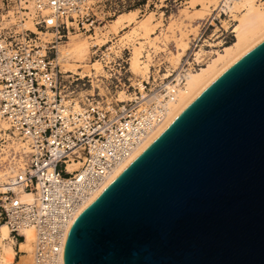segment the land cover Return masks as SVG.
Masks as SVG:
<instances>
[{
    "label": "water",
    "instance_id": "obj_1",
    "mask_svg": "<svg viewBox=\"0 0 264 264\" xmlns=\"http://www.w3.org/2000/svg\"><path fill=\"white\" fill-rule=\"evenodd\" d=\"M63 264H264V40L75 219Z\"/></svg>",
    "mask_w": 264,
    "mask_h": 264
},
{
    "label": "built area",
    "instance_id": "obj_2",
    "mask_svg": "<svg viewBox=\"0 0 264 264\" xmlns=\"http://www.w3.org/2000/svg\"><path fill=\"white\" fill-rule=\"evenodd\" d=\"M235 2L220 1L216 15L234 23ZM93 6L87 0H0V8L13 13V22L0 26V117L27 145V152L18 154L16 184L0 192V224L16 242L32 230L34 264H63L79 209L161 122L165 108L158 97L169 99L168 86L175 84L172 72L164 79L151 77L154 84L143 81V93L129 84L122 103L113 96L106 101L99 89L82 99L69 97L74 91L61 89L56 48L42 46L21 26L31 17L37 31L60 41L92 29ZM109 74L104 79L117 87L123 76ZM20 191L31 194V201H20Z\"/></svg>",
    "mask_w": 264,
    "mask_h": 264
},
{
    "label": "bare ground",
    "instance_id": "obj_3",
    "mask_svg": "<svg viewBox=\"0 0 264 264\" xmlns=\"http://www.w3.org/2000/svg\"><path fill=\"white\" fill-rule=\"evenodd\" d=\"M88 2L93 0H87ZM222 1V0H220ZM219 1V2H220ZM236 2L233 5V9L237 10V7H242V10L239 13V17L236 20L233 19V15L235 10L231 12L232 20L234 21L233 31V41L228 45H221L220 49L216 50L214 46H210L214 48V50L204 51L200 49L197 53H192V58L189 60V54L187 56L183 55L180 60L178 67L175 70L171 71L173 76L175 77V84L168 86L169 99H165L162 96H159V100H163V107L165 108V113H163V118L161 122L156 126V128L148 134L145 140L136 148V150L126 159L124 160L105 180L102 186L92 194L85 203L81 206L78 211V216L81 215L84 211H86L109 187L126 167L136 158L138 157L159 135L177 118L182 111L194 100L202 91H204L217 77H219L224 71H226L231 65H233L236 61H238L242 56H244L248 51L253 49L256 45L261 43L264 40V4L260 2L261 0H235ZM261 4H257V3ZM219 3L213 11H216ZM241 9V8H240ZM11 11V10H10ZM196 12H199L196 20L204 19L203 14L206 10L200 8L196 9ZM212 11V12H213ZM208 12V11H207ZM13 14L9 12V15ZM211 14V13H209ZM207 15V14H206ZM218 17V15H216ZM147 20L138 21L136 18L135 11H129L125 13H121L116 16V18L111 21L109 25H105L101 30L95 29L93 34L87 36L85 39L75 42L72 47L64 53V55L59 51L58 46L59 38H55L54 35L49 32H39L35 29L31 17L28 20H25L22 29L27 30L35 35L41 41L42 46H46V44L55 45L56 48V59L55 63L59 67V64L65 68L66 75H74L79 76L80 78H91L98 76L101 70L100 63L95 61L91 65V70L88 72L79 71L81 69L87 68L86 66H81L79 63L83 60L84 55L94 47H101L106 45L111 34L117 33L119 30L123 28H127L131 26L130 31L128 32V39H134L138 36L143 35L145 37H151L154 34V29H151L150 23V15L146 17ZM12 22V21H11ZM6 23H10L8 20ZM213 24V23H212ZM150 25V29L148 26ZM133 26V27H132ZM153 26V25H152ZM143 34V35H142ZM51 36V40L47 41V37ZM72 41L77 39L76 35L70 37ZM46 39V40H44ZM68 40V37L66 38ZM156 38H153V40ZM157 41V40H156ZM141 43V42H140ZM150 46L153 44H151ZM149 44V43H148ZM182 44V43H181ZM186 43L183 44L182 48H185ZM180 46V45H179ZM153 47V45H152ZM141 47H135V51L131 58V65L129 64L131 72L137 76L145 79L144 81L151 82V77L154 79H164L169 74H159V70L155 71L153 74H149V68L151 65L148 63H143L140 61V50ZM187 51L190 50V47L187 46ZM90 52V51H89ZM179 52V51H178ZM195 54V55H194ZM67 58V61L65 59ZM195 57V58H194ZM204 57V59L202 58ZM149 56L147 57L148 60ZM194 59V63L193 62ZM201 59V60H200ZM66 61V62H65ZM150 61V60H149ZM147 62V61H146ZM115 66H112L114 68ZM166 71V70H165ZM110 72V71H108ZM113 72V71H111ZM167 72V71H166ZM59 73L62 74L61 69L59 68ZM147 74L149 75L147 77ZM152 75V76H151ZM110 76V75H109ZM70 77V76H67ZM147 77V78H146ZM78 81V79H75ZM143 81H137L135 86L142 92L143 90ZM153 84L155 81H152ZM151 82V83H152ZM132 85V84H131ZM124 94V93H120ZM124 96V95H123ZM120 98V97H119ZM107 100V99H106ZM119 99L118 102H123ZM1 133L0 137H5L6 141H11V144L15 147V154H19L21 152H27V145L23 142L22 139L18 138L17 134L14 133L8 134L9 127L8 125L1 119ZM14 136V137H12ZM13 142V143H12ZM18 164L15 163L14 169ZM78 164L72 166V169H76ZM13 174L11 175L10 173ZM7 171L5 172L8 175V178H3L4 174L0 171V192H3L7 189V185L16 184L17 181V173L15 171ZM5 175V176H6ZM3 180V181H2ZM14 191L16 187L12 188ZM20 201H31L32 195L20 191L17 195ZM77 216V217H78ZM75 217V216H74ZM10 238L12 242L15 243V246L19 245V252L21 253L18 261L16 262V254L12 250L10 244ZM9 240V242H8ZM33 242H34V234L32 230L25 231V240L21 242H16L10 236L9 230L7 226H0V261L1 264H34L33 262ZM59 264V263H56Z\"/></svg>",
    "mask_w": 264,
    "mask_h": 264
},
{
    "label": "rangeland",
    "instance_id": "obj_4",
    "mask_svg": "<svg viewBox=\"0 0 264 264\" xmlns=\"http://www.w3.org/2000/svg\"><path fill=\"white\" fill-rule=\"evenodd\" d=\"M219 1L220 0L90 1V3L94 4L93 8L95 11L92 29L86 33H83L82 31H80V33H71L68 35V40L66 38H62L60 41H58L60 43L58 49L63 55L72 47L75 42L83 40L87 36L93 34L95 29L101 30L105 25H109L117 15L129 11L136 12V18L138 21L147 20L146 17L150 15V19L151 17L152 19L150 20L149 24H151V29H154V34L148 38L142 34L143 37L140 35L134 39H128L125 36H127L128 32L130 31V26L119 30L117 33L111 34L106 45L91 48L89 50L90 52L88 51L84 55L83 60L79 63L81 66L88 67L79 71L89 72L91 70V65L97 61L100 63L101 70L99 75H96L95 77L80 78L79 76L70 74L66 75L65 68L62 67L60 63L58 68L61 69V72L63 71L59 77L61 89L62 86H65V91L67 94H69L71 91H74L73 95H69V97H73L75 100L78 98L82 99L87 95H93V93L97 92V89L100 90L101 95L107 96L106 101H109L111 96H113L114 99L117 98L119 100L122 98L123 100L125 97H128L123 92L126 90V86H129V84L135 86L137 81L145 80L141 77L135 76L131 70L130 73L128 71L126 72L128 66L125 64V61L128 64L131 63V58L135 51V47H141L139 50L141 53L140 61L151 65L149 68V74H153L157 70L160 71L159 74H169L171 71L175 70L176 67H178L179 60L183 55L187 56L189 54V60H191L192 53H197L200 49L204 51H210L214 50V48H211L210 46H214L215 49L218 50L220 49L221 45L230 44L233 41V37L229 34V31L234 23H232V21L229 22L225 17H216V13L213 11V9L216 8ZM200 8L206 10L203 13L205 14L204 19L196 20L199 12H196L195 10ZM10 10L11 9L2 10L0 8V26H9V23H6L8 20L13 22V14L10 13L9 15V13H7L12 12ZM234 10L235 13L233 15V19L236 20L237 17L240 16L239 13L242 10V7H237V10ZM148 29H150V25L148 26ZM75 35L77 39L72 41V38L70 37ZM31 36H33V34H31ZM51 38L52 37L49 36L46 39H48L47 41H50ZM153 38L156 39L153 40ZM150 42L153 43H151L153 47L152 45L150 46ZM184 43H186L185 48H182ZM187 46L190 47V50L188 51L186 50ZM148 56L149 58L147 60ZM202 58L204 59V57ZM65 59L67 61L66 57ZM117 63L120 64L119 67ZM112 66L115 67L112 68ZM108 71H113L115 73L120 72L121 76H123L117 87L114 85L116 84L115 81L114 83H111L110 80L104 79L110 77ZM148 76L149 75L147 74V77ZM75 79H78V81H75ZM129 91L131 92L132 90L129 89ZM8 134L12 133L8 131ZM0 135H2L1 131ZM14 150L15 147L13 144H11V141H6L5 137H0L1 172L5 173L7 171H15L13 165L17 163L19 157L18 154H15ZM10 174L12 175L13 172ZM5 175L6 173L4 174L3 178H8V175ZM1 225L4 224H0V226ZM10 244L12 250L16 254L15 261L17 262L21 254L19 252V245L17 244L15 246V243L12 242V240L10 241Z\"/></svg>",
    "mask_w": 264,
    "mask_h": 264
},
{
    "label": "trees",
    "instance_id": "obj_5",
    "mask_svg": "<svg viewBox=\"0 0 264 264\" xmlns=\"http://www.w3.org/2000/svg\"><path fill=\"white\" fill-rule=\"evenodd\" d=\"M22 240H19V242H21Z\"/></svg>",
    "mask_w": 264,
    "mask_h": 264
}]
</instances>
